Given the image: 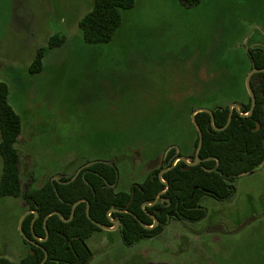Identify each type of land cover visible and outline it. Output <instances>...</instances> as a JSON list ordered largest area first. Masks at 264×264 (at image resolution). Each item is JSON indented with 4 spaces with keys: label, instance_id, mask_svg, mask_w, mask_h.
<instances>
[{
    "label": "rangeland",
    "instance_id": "374dc122",
    "mask_svg": "<svg viewBox=\"0 0 264 264\" xmlns=\"http://www.w3.org/2000/svg\"><path fill=\"white\" fill-rule=\"evenodd\" d=\"M93 2L0 0V77L22 120L23 191L96 160L116 162L117 189L130 190L173 146L191 149L193 107L246 98L248 51L264 48V0H135L112 40L91 44L79 22ZM53 34L65 42L47 47ZM41 46L44 67L32 74ZM2 167L0 154V179ZM234 185L228 200L202 199L201 220L173 218L132 246L118 229L94 233L88 264H264V162ZM27 210L22 196L0 200V256L27 254Z\"/></svg>",
    "mask_w": 264,
    "mask_h": 264
},
{
    "label": "trees",
    "instance_id": "16d2710c",
    "mask_svg": "<svg viewBox=\"0 0 264 264\" xmlns=\"http://www.w3.org/2000/svg\"><path fill=\"white\" fill-rule=\"evenodd\" d=\"M180 1L190 7L201 0ZM134 5L135 0H94L91 10L79 22L84 41L91 44L111 41L121 26L123 11ZM65 39L64 35L53 34L47 47L58 46ZM47 47L38 48L29 67L30 73L43 70V57ZM248 52L250 68H264V48L255 47ZM251 87L256 97V105L249 115H242L251 108L248 92L242 100L214 103L210 107L214 113L215 126L222 128L227 122L230 104H240V112L233 109L232 120L224 129L213 128L208 112L195 114L203 132L201 162L197 165L188 166L185 161H179L170 168L173 158L179 154L194 160L199 134L191 120L195 130L191 149L183 152L179 146H173L166 153L165 162L142 181L133 184L130 190H117L119 179L116 162L97 160L83 168L70 182L68 181L74 174L61 176L58 180L50 178L40 187L23 191L20 152L16 146L22 131V120L10 103L8 84L0 77V154L3 159L0 200L10 195L22 196L28 209L37 212L38 216L33 223L35 213L26 215L21 230L31 239L35 235L39 244H33L22 236L23 242L28 245L27 254L18 261L0 256V264H39L45 256L43 248L48 252L44 264H88L92 251L87 245V239L103 229L88 218L86 201L77 203L70 220H63L71 217L72 206L80 199L89 201L91 217L104 226L113 225L108 215L111 209H128V212L113 211L110 215L120 220L121 238L128 246L141 239L161 234L173 218L189 221L204 218L206 209L201 202L205 196L220 201L230 199L235 191L236 178L244 172H253L264 162V72L253 74ZM197 108L199 107H193L192 112ZM177 147L180 152H177ZM165 168L170 169L160 178L159 172ZM133 191L134 197L131 200ZM159 193L161 194L155 204L143 206L144 203H152ZM53 211H59L61 217L57 214L48 217L46 227L49 236L46 238L44 219ZM151 214L156 216L158 225L144 227L140 221L147 226L154 224Z\"/></svg>",
    "mask_w": 264,
    "mask_h": 264
},
{
    "label": "water",
    "instance_id": "95a60500",
    "mask_svg": "<svg viewBox=\"0 0 264 264\" xmlns=\"http://www.w3.org/2000/svg\"><path fill=\"white\" fill-rule=\"evenodd\" d=\"M259 72H264V68L253 67V68L250 69V71H249V72L247 73V75H246V78H245V84H246L247 92H248V94H249L250 97H251V108H250V110H249L248 113H246V114H242V115H249V114H251V113L253 112L254 108H255V105H256V97H255V95H254V93H253V90H252V87H251V77L253 76V74H255V73H259ZM233 108H235L238 112L240 111V105H239L238 103H236V102H235V103H232V104L230 105V113H229V116H228L227 122H226L225 126L222 127V128H218V127L215 126V123H214V113H213V111H212L210 108H207V107H199V108L195 109V110L192 112V114H191V120H192V123L194 124V126H195V128H196L198 134H199V142H198V145H197L196 150H195L194 160L191 161V162H189V161H187V159H186V157H185L184 155H179V156L177 157V159H178V160L185 161V162L187 163L188 166H194V165H197V164H199V163L201 162L200 151H201L202 144H203V132H202L200 126L198 125V123H197V121H196V119H195V114H196L197 112H201V111H206V112H208V113L210 114V116H211V124H212L213 128L216 129V130H220V129H224V128H226V127L230 124V122H231V120H232ZM259 127H260V124L258 123V128H259ZM177 151H179V149H177ZM94 162H95V161H93V162H89V163H87L85 166H89V165H91V164L94 163ZM218 163H219V162H217V164H218ZM173 166H175V163H173L172 166H171L170 168H172ZM170 168L162 169V170L159 172V177L161 178L162 175H163V173L166 172V171H167L168 169H170ZM80 170H81V168L78 169V171L72 176V178H71L68 182L74 180V179L78 176ZM243 174H245V172L242 173L241 175H243ZM52 179L58 180L59 178L56 177V176H54ZM167 188H168V184H167ZM163 192H164V191H163ZM161 193H162V192H161ZM161 193H159V194L157 195L156 199H155L152 203H144L143 206H146V205H153V204H155V203L158 201L159 196H160ZM133 197H134V192H132V198H131V200L133 199ZM80 201H86V202H87V210H86V212H87V216H88V218H89L93 223L97 224L98 226H100L102 229H105V230H114V229H117V228L119 227V225H120V221H119V220L114 221V226H113V227L104 226V225H102L101 223H99L98 221L94 220V219L91 217L90 213H89L90 203H89V201L86 200V199H80L79 201L75 202V203L73 204V206H72L71 217H70L69 219H63V220L68 221V220H70V219L73 217L75 206H76L77 203L80 202ZM130 202H131V201H130ZM130 202H129V203H130ZM112 211L128 212V209H115V208H113V209H111L109 212H112ZM30 212H34V213H35V216H34V218H33V220H32V223L35 221L36 217L38 216V214H37V212H36L35 210H27V211L23 214V216L21 217V220H20V230H21V224H22L23 219H24V218L26 217V215L29 214ZM52 214H57V215H59V216L61 217V214H60L59 211H53V212H51L50 214H48V215L45 217V219H44V226H45V229H46V238L49 236V232H48L47 227H46V222H47L48 217H49L50 215H52ZM135 217L137 218L136 215H135ZM153 218H154V220H155V223H154L153 226H155V225L158 224V220H157V218H156L155 216H153ZM140 223H141L143 226H145L141 221H140ZM21 235H22L27 241H29V242H31V243H33V244H37V245H39V244L37 243V237H36L35 235H34V239H31V238H29L27 235H25V234L23 233L22 230H21ZM43 249H44V252H45V256H44L43 260H42L39 264H44V262H45V261L47 260V258H48V252H47V250H46L45 248H43Z\"/></svg>",
    "mask_w": 264,
    "mask_h": 264
},
{
    "label": "flooded vegetation",
    "instance_id": "af4514ba",
    "mask_svg": "<svg viewBox=\"0 0 264 264\" xmlns=\"http://www.w3.org/2000/svg\"><path fill=\"white\" fill-rule=\"evenodd\" d=\"M233 103H235V102H233ZM236 103H238V102H236ZM231 104H232V103H231ZM231 104H230V105H231ZM238 104H239V103H238ZM239 105H240V104H239ZM233 109H235V108H233ZM240 110H241V108H240ZM239 112H240V111H239ZM177 149H179V147H177ZM179 150H180V149H179ZM168 151H169V150H168ZM168 151H167V152H168ZM177 152H180V151H177ZM179 155H184V154H179ZM179 155H178V156H179ZM178 156H175V157L173 158V163H175V165H176L179 161H182V160H178V159H177ZM184 156L186 157V155H184ZM186 159H187V161L191 162V159H190V158H187V157H186ZM96 161H97V160H96ZM96 161H95V162H96ZM87 162H89V161H87ZM91 162H93V161H91ZM92 164H93V163H92ZM85 165H86V164H85ZM85 165L78 167V169L81 168V170H82L83 168L87 167V166H85ZM78 169L76 170V172L78 171ZM81 170H80V171H81ZM76 172H75V173H76ZM75 173H74V174H75ZM79 173H80V172H79ZM118 179H119V171H118ZM118 182H119V180H118ZM133 184H136V182L132 183V186H133ZM132 186H131V187H132ZM112 187H115V184H112ZM117 187H118V186H117ZM117 187H116V188H117ZM117 190H118V189H117ZM133 192H134V191H133ZM28 210H29V209H28ZM112 212H113V211H112ZM112 212H108V215H109L110 219L112 220V224H113V225H112V226H108V227H113V226H114V221L118 220V219H114V218H112V217L110 216ZM134 216H135V215H134ZM153 216H155V215L151 214V217H152V218H153ZM155 217H156V216H155ZM153 219H154V218H153ZM119 221H120V220H119ZM142 223H143V222H142ZM154 223H155V220H154ZM158 223H159V222H158ZM143 224H144V223H143ZM144 225H145V224H144ZM153 225H154V224H152V225H150V226L145 225L144 227L151 228V227H155V226H156V225H155V226H153ZM157 225H158V224H157ZM120 226H121V222H120L119 227L117 228L118 230L120 229ZM114 230H116V229H114ZM114 230H105V229H103V231H114ZM119 231H120V230H119ZM1 256H2V255H1ZM5 257H6V256H5Z\"/></svg>",
    "mask_w": 264,
    "mask_h": 264
}]
</instances>
